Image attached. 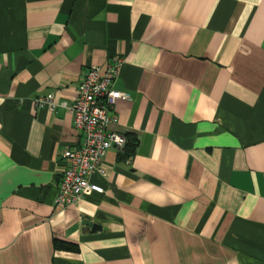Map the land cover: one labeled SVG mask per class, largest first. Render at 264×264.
Returning <instances> with one entry per match:
<instances>
[{"label":"crops","instance_id":"1","mask_svg":"<svg viewBox=\"0 0 264 264\" xmlns=\"http://www.w3.org/2000/svg\"><path fill=\"white\" fill-rule=\"evenodd\" d=\"M116 56L136 151L59 207L62 105ZM0 264H264V0H0Z\"/></svg>","mask_w":264,"mask_h":264},{"label":"built area","instance_id":"2","mask_svg":"<svg viewBox=\"0 0 264 264\" xmlns=\"http://www.w3.org/2000/svg\"><path fill=\"white\" fill-rule=\"evenodd\" d=\"M122 64V57L116 56L106 70L100 66L92 67L85 73L75 101L71 105H62L73 116L82 142L62 153L65 168L56 200L59 207L75 205L93 193H103V188L90 180L94 175H105V158L110 149L122 151L127 145L125 135L109 130L118 121V101L129 100L127 93L113 86ZM34 102L37 109H47L50 113H55L61 106L52 93Z\"/></svg>","mask_w":264,"mask_h":264},{"label":"trees","instance_id":"3","mask_svg":"<svg viewBox=\"0 0 264 264\" xmlns=\"http://www.w3.org/2000/svg\"><path fill=\"white\" fill-rule=\"evenodd\" d=\"M127 138V145L126 147L121 151V154L123 155V159L131 157L135 151H136V147L138 145V140L136 138H132V137H126ZM57 242V241H56ZM56 244H59L58 242Z\"/></svg>","mask_w":264,"mask_h":264},{"label":"water","instance_id":"4","mask_svg":"<svg viewBox=\"0 0 264 264\" xmlns=\"http://www.w3.org/2000/svg\"><path fill=\"white\" fill-rule=\"evenodd\" d=\"M84 224L92 227L93 230H101L102 228L99 225L92 223L91 221H85Z\"/></svg>","mask_w":264,"mask_h":264}]
</instances>
